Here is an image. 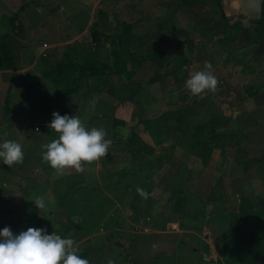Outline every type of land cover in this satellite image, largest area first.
I'll use <instances>...</instances> for the list:
<instances>
[{"label":"crops","instance_id":"1","mask_svg":"<svg viewBox=\"0 0 264 264\" xmlns=\"http://www.w3.org/2000/svg\"><path fill=\"white\" fill-rule=\"evenodd\" d=\"M1 1L11 4V0ZM181 1L50 0L41 5L60 6L51 18L53 33H55L54 38L59 37V39H55L54 42H48L45 39V42L41 41L37 46H31L26 42V33L18 34V31L21 32L22 28H24V32L26 29L24 24L21 26L19 23H15L16 14L10 17L5 15L1 18V24L7 23L6 20L9 22L8 26L4 25L3 28H0V41L8 44V52L10 53L3 60V68L0 69V143L7 140L16 141L22 145L24 152L23 161L28 164V161L32 162L35 159L34 164L36 166L33 167L31 172L34 173V179L36 181L40 180L41 184L38 187L36 184L30 186L32 193L29 196L35 194L36 197H43L46 201L49 196L47 192L52 190V186L49 185L50 178L48 179L47 177H53L51 175L53 169L48 163L44 166V169L40 168L43 161L42 154L45 151L43 145L58 138V135L47 127L52 121V99H54L55 104H59L66 102L69 98L72 99L78 94L83 96L87 92V96H85V104L87 106L83 107L84 113L81 117L87 116L88 111V114L95 115L96 80H100V91L106 95L107 99L119 103H116L118 107L116 106L114 116L118 120L123 119L130 102H135L142 97L150 103L147 107L155 108L152 102L165 104L167 100L169 101L170 94L177 96V100L173 101V111L180 108L183 104L204 101L205 105L196 109L195 117L215 115L222 119H230L221 128L228 127L231 131L248 136L243 141V146L248 152L247 171H243L234 164L233 158L227 157L228 155L226 156L224 150H214L206 167L202 166L200 159L191 154L186 155V158H183L182 161L177 160V162L193 179L197 176L201 178L205 175H210L218 165L222 170H219L222 174L220 176L223 177L224 174H230L227 180H235L238 183L236 189L229 188L228 193L236 194L238 199L240 197L250 198L252 204H254V199L257 202V198H260L259 203L262 207L256 208L253 206L254 211L261 210L264 213V47L259 43L252 24L253 21L260 18L264 0H219L221 9L229 20V28L226 34H221L222 21L219 20L211 22L204 27L200 26V20L204 16L198 17L195 13V7L182 6ZM91 3H93L92 10L89 11V8L82 9L83 6ZM71 4H76L79 8L70 13L68 6ZM30 5L32 4L30 3ZM33 5H36L35 2ZM56 15L59 16L58 23ZM8 18H12V21H9ZM129 25L132 28L126 39L130 38V42L123 46L126 52L132 55L138 52V47L141 48L144 54L155 51L161 55L162 66L156 67L153 62L147 60L134 64L133 56H131V60L126 65V71L130 74V77L126 76L123 80L113 75L102 78H87L81 81L76 94L63 98L54 97V88L44 79L43 75L56 68L57 64L62 60L65 51L73 49L79 55L97 52L100 60L112 65V50L118 48L117 45L112 43V37L118 35L123 27ZM38 26L44 27L46 25L38 24L35 28ZM6 27H9L8 31ZM55 29H59L58 32ZM245 29L248 30L247 33H244ZM185 40L187 44L183 46L182 53L181 46ZM43 44H46L45 48ZM205 61H209L212 64L214 74L219 81L216 91H205L199 96H194L190 92L186 93V91L182 93L181 90L186 89L184 85L186 80L189 79L190 73L203 70ZM155 71L160 75L161 82L150 85L148 81ZM162 86L166 89H161ZM42 88H44V91L47 90V93L51 96L49 100L52 101H49V108L46 113L41 109V99L44 95L41 94L40 98L39 94V98H36L37 91L42 92ZM134 88L135 94L132 91ZM123 90L124 92L126 90L124 96L121 95ZM8 94H10V100L6 111L5 100ZM181 95L183 96L181 97ZM109 110L114 111V108L110 107ZM76 111L79 112V109ZM65 112L70 116L69 112L72 111L66 110ZM37 129L39 131H36ZM148 134L150 135L148 137L136 135L146 145L152 147L155 152L158 145H163L161 144L163 141L157 143L152 139L149 132ZM249 149H252L254 153L250 154ZM151 155L146 158H134L131 155L130 157L131 161L135 160L141 165L142 163H147ZM36 162L41 164L38 165ZM118 162L119 160L116 157L112 159L111 155L110 157L102 158L94 165L86 164L85 172L82 174L76 173L74 170L71 174L63 176L56 174L58 180H60L61 186L59 185L57 189L61 188V198L69 199V189L72 187L70 181L72 182L73 179H76L75 182L78 183L79 178L90 175L93 169L95 175H92V177L95 180L97 176L98 182L102 184L101 179L98 177L100 175H96V165L102 171L109 167H115ZM193 164L196 167L195 169ZM198 164L199 167H197ZM156 167H160V164H157ZM8 168L0 160V171L3 172L2 174L0 173L1 180H7ZM162 168L163 166L157 170L159 175H156L155 179L151 178L150 183L145 177H142L144 183L142 180L137 183L139 188L148 193V197L151 195L152 198H156L158 194H168L159 184L161 177L166 175V173L160 174ZM230 169L235 172L232 170L231 173ZM173 172L176 173V170H173ZM126 175L127 172H124L119 174L118 178L115 177L112 180L114 183L113 187H108L107 190L103 189L101 185L100 192L102 191L104 195L113 198L112 195L116 194L115 191H118V189L121 191V183L123 179L128 177ZM176 177L180 180L182 176L177 175ZM80 181L83 182L77 184L78 188L90 186V183L85 182V180ZM116 182H119L120 185L117 186ZM4 183L3 181L0 182V205L3 204L1 203V198L5 197V189L2 188ZM42 184H45V186H42ZM92 184L95 186L94 182ZM133 186L132 180L127 182L124 193L126 195L130 193L134 198L140 197L137 190L134 191V188H132ZM41 187L44 193L37 194V192H40L39 188ZM96 190H94L93 194L95 197ZM248 192H251L252 195L248 196ZM107 204L108 207L105 209L103 206L101 207V204L97 205V202H94V204L88 203L87 205L82 203L80 210L77 209V213L80 211L83 216L77 218V220H73V217L69 216L71 210L62 209L60 213L65 212L64 219L58 221V225H51L55 227L54 231L56 234L62 238H72V230L77 232L80 238L75 239V241L77 242L76 246L79 248V255L87 258L90 264H104V260H107V263L109 260L115 261V256L111 257L112 259L109 256H104L103 247L109 244L115 247L120 235L135 234L136 244H138L139 248H142L143 243L147 241V236H141V233H146L148 230L150 232L154 231V234H157L158 237L163 233L158 228L160 225H147L144 231L137 235L139 233L130 231L139 229V225L117 227L116 225H110V222L106 223L107 220H112L108 218L110 216L108 214L116 212L125 216L131 213L133 207L130 204L122 208L116 200L113 201L114 205L110 204V202ZM34 205L33 203L31 204L33 213L47 214V209L39 212ZM63 207H68V205L65 204ZM156 211L154 204L151 208L147 206L142 213L150 214ZM96 213H101L100 215L107 214L108 217L104 218L103 216L102 219L97 217L98 220H96V216L93 218L92 216H87L89 214L96 215ZM121 220L118 219L120 223ZM96 225L103 227L96 230L97 228H94ZM105 225L108 228H104ZM173 226L177 227L176 225ZM206 226L208 233L212 231L208 225ZM61 228L65 229L61 231ZM54 231H50L49 234ZM181 232L180 234H183ZM227 241H216L210 236L202 241L195 239L193 242L196 246H199V243L200 247L207 245L206 251L208 253L204 254L203 250L197 251V248H194L197 252L189 257L186 264H216V258L220 260L221 264H226L223 261V245ZM131 243L129 242L127 246H131ZM184 244L186 243L182 244L181 240H178L177 243L174 242V246H176V250H174L177 251V248L184 246ZM257 244L264 246V236L257 239ZM217 248H219V251L221 250L220 255L217 253ZM134 251L139 254L137 255L139 257L140 254H143V252L139 253L137 248ZM253 254L252 261L255 264H264V253L261 250L257 253L254 249ZM155 257L159 258L160 256L156 255ZM231 257L226 256L228 260ZM160 262L159 260H154L153 263L149 264H161ZM140 263H143L142 259Z\"/></svg>","mask_w":264,"mask_h":264},{"label":"rangeland","instance_id":"2","mask_svg":"<svg viewBox=\"0 0 264 264\" xmlns=\"http://www.w3.org/2000/svg\"><path fill=\"white\" fill-rule=\"evenodd\" d=\"M48 1L50 0H11V4H7L1 1L0 20L5 15L7 17H10L11 15L16 14L15 23L17 22L21 26L22 24H24L26 29V31L24 32V28H22V31H18V34L26 33V42H28L31 46H37L39 42H45L46 40L48 42H54L55 39H59V37L54 38L55 33H53L51 18L53 13L57 12L60 6L41 5L42 3H47ZM196 1L197 5H193L192 7L196 8L195 13L198 15V17H202L205 15L208 16V13L212 12V5L210 3L211 0ZM34 2L36 5H33ZM30 3L32 5H30ZM68 8L71 13L72 11H76L79 7L76 4H71L70 6H68ZM83 8H89L90 11L93 9V3L83 6L82 9ZM213 8H215V5ZM58 15H56L57 23L59 21ZM6 22L7 23L2 24L0 22V28H3L4 25L8 26L9 22L7 20ZM38 24L46 26H38L37 28H35ZM6 30L8 31L9 27H6ZM55 30L58 32L59 29ZM100 89V80H96L95 115L88 114L89 111L87 110V116L81 117V115L84 113L83 107L87 106L85 104V96H87V92L83 96L82 94H78L72 97V99L69 98L70 100L68 99L66 100V102H61L59 104H55L54 99H52V110L53 112H59L62 116L66 114V110H71L72 112H69L70 116H78L89 130L93 127L105 129L108 133L107 138L112 140V146L109 149V155L106 157H110L112 155V159L116 157L119 162L115 167H109L102 171L99 170L98 165H96V175H100L98 177L101 179L102 184L98 182L99 180L97 176L95 180L92 177V175H95L94 169L92 170L90 175L82 176L83 178H79L77 181L79 183L81 182L80 180H85V182L90 183V186H86L84 188L82 186V188H78V183L75 182L76 179H73L72 182L70 181L72 187L69 189V199L61 198V188L57 189V187H59L60 185V180H58V176L56 175L57 173L53 170V173L51 174L53 177H47L48 179L50 178L49 185L52 186V190H50V192H47V195L49 196L45 201L47 205V210L45 209L47 211V214L36 212L33 213L31 211V204H35L34 199L37 197L35 196V194L29 196L32 193L30 190V186L36 184V186L38 187L41 184L40 180L36 181V179H34V173L31 172L33 167L36 166L34 164L35 159L32 162L28 161V164L25 161H22L21 165H13L7 170L8 173L6 181L5 179L1 180L0 177V182H5L2 187L5 189V197L1 198V203L3 204L0 205V230H2L4 227H10L14 234H19L21 231H26L28 228H47L49 234L50 231H54L55 229V227L51 225H58V221L64 219L65 212H63L64 215L63 213H60L62 209L71 210V214L69 213V216L73 217V220H77V218H81L83 216V213H81L80 211L77 213V209L80 210V206L82 203L83 205H87L88 203L94 204V202H97V205L101 204V207L103 206V208L106 209L108 207V202H110V204H113V201L116 200L122 208H124V206L126 205L131 204L134 207H132V210L129 208L131 210V213L125 216L116 212L108 214L110 215L109 217L107 214L100 215L101 213H96V215L89 214L87 216H92V218L96 216V220H98L97 217H101L100 219H102L103 216L104 218H111L112 220H107L106 223L110 222V225H116L117 227H121L122 225H139V229H133L130 231L133 233H139L137 235H140V233L144 231V228H146L147 225H160L158 226V228L159 230L161 229V232L163 233H161L159 237L157 236V234H154V231L150 232L148 230L146 233H141V236H147V241L143 243L142 248H139L137 246V240L134 238L135 234L129 233L127 236H125L124 234L123 236L120 235L119 240L116 241L115 247L112 244L103 247L104 256L106 255L110 258L113 256L116 257V260L112 261L113 264H149L153 263L154 260L161 261V264H186V261L189 260V257H191L192 254H196V252L200 249L203 250L204 254L208 253L206 251L207 245L200 247L199 243V246H196L193 242L195 239L202 241L206 239V237L210 236L213 237V239L216 241H225L221 238V230L218 227L217 222L213 223V230L209 231V233L207 232L208 229L206 223L207 219L212 215V210L216 208L236 210V208L242 203L241 200L237 198L236 194L228 193L229 188L236 189V186L238 185L237 181L235 182V180H227L230 174H224L223 177L220 176L222 175L220 172L222 170L217 165L214 172H211L210 175H205L201 178L197 176L193 179V177L189 173H186L181 165H179L177 162V160L182 161V159L186 158V155L188 156V154L194 155L193 153L187 151L188 142L186 141V139L177 133H175V135L160 134V137H162L161 142L163 141L161 144L163 145H158L155 149L154 154L150 156L148 162L142 163L141 165L135 160L131 161V157L127 149L126 143L130 135V129L133 130L134 134L140 136L148 137L150 136L148 132L152 136V133L154 134V129L151 128V130H149L147 125L152 127L151 124L155 123L161 115L169 111H173V101L175 102L177 100V96L174 94H170L169 101L167 100L165 104H162V102L158 101V103L152 102L153 107L155 108L147 107L150 103H148L147 100H144V98L138 97L139 99L137 101L129 103L130 105H128V109L123 119L119 120L122 123L114 124L113 119H116L114 116L116 106L118 107V105H116L117 102L107 99L106 95L103 94ZM184 91H186V93L189 92L188 89L181 90L182 93ZM124 93H126V90L125 92L123 90L121 95L124 96ZM39 94L40 98L41 94L44 95L41 99V109L44 113H46L48 112L50 101L49 98L51 96L47 93V90L44 91V88H42V92L37 91L36 98H39ZM182 96L183 95H181V97ZM185 101L187 100L185 99ZM110 107L114 108V111H110ZM78 109L79 112L76 111ZM51 116V118L53 119V115ZM200 117L205 116L200 115L196 120L202 119ZM156 133H158V130H156ZM224 151L226 153V156L228 155L227 157L232 158V155L229 151H227L228 153L226 152V150ZM249 151L250 154L254 153L252 149H249ZM114 153H116L117 156ZM36 163L38 165L42 163L40 168L43 169L47 164L44 163V161H42L41 163ZM157 164H160V167L163 166L162 172H160V174L166 173V175H163L161 177L162 179L160 181L162 183L160 186L165 191H167L168 194H158L156 198H152L150 195V197L144 199L141 196L134 198L130 193V195H126L124 193L125 185L130 180L133 181L134 186L132 188H134L135 191L139 187V184L137 183L142 180V177H145L149 183L151 178L155 179L156 175H159V171L157 172V170L160 168L156 167ZM197 167H199V164L197 165ZM195 168L196 167H194V169ZM173 170H176V173L173 172ZM232 170L233 169H230L231 173ZM124 172H127L126 176L128 177L126 179H123L121 183V191H119V189L117 188L118 191H115L116 194L112 195L113 198H109L108 196L104 195L102 191L100 192L101 185L103 189L106 190L108 189V187H113L114 183L112 180L115 177L118 178L119 174ZM0 173L2 174L3 172L0 171ZM177 175L182 176L180 180L178 179V177H176ZM142 181L144 183V180ZM93 182L95 183V186H93ZM116 185L118 186L120 185V183L116 182ZM42 186H45V184H42ZM175 186L176 188L179 187L182 192H184L185 200L183 204L174 205L173 202L168 201L171 195V189H174ZM95 189H97L96 197L93 196ZM39 190L40 192H37V194L44 193L42 187L39 188ZM248 193V196L252 195L251 192ZM246 199H248V201H251L250 198ZM259 199L260 198H257V202H255L256 199H254V204L250 202L252 206L256 208L262 207L260 206ZM65 204L68 205V207H63ZM154 204L157 210L156 212H151L150 214L142 213L147 206L151 208L154 206ZM118 219H122L121 223L118 221ZM263 222L264 213L261 210L260 212H258L257 216L250 215L238 219L236 229L231 233L232 235L230 236L231 241L223 245V261L226 264H255L253 261L248 260L249 258H252V253L255 249V244L251 243V241L255 240L257 242V239L259 237L264 236ZM173 225H176L177 227ZM102 227L103 226L96 225V227L94 228H97L96 230H98ZM105 227L108 228L107 225H105L104 228ZM64 229L61 228L60 230L62 231ZM180 232L183 234H180ZM72 235V239L74 240L80 238L78 233L73 230ZM178 240H181L182 244H186H184V246L182 247L177 248L178 250L175 251L176 246H174V242L177 243ZM129 242H132L131 246H127ZM106 244L108 243L106 242ZM136 248L139 250V253L143 252V254H140V257L137 256L139 254L135 253L134 251ZM194 248H197V251L194 250ZM220 251L219 248H217L218 255L221 254ZM156 255H159L160 257L157 258L155 257ZM227 255L232 257L228 260L226 258ZM141 259L143 263H140ZM216 259V264H221L220 260L218 258ZM104 264H108L107 260H104Z\"/></svg>","mask_w":264,"mask_h":264},{"label":"trees","instance_id":"3","mask_svg":"<svg viewBox=\"0 0 264 264\" xmlns=\"http://www.w3.org/2000/svg\"><path fill=\"white\" fill-rule=\"evenodd\" d=\"M196 3V4H195ZM212 12L205 15L200 26L204 27L211 22L216 20L222 21L221 34H226L229 28V20L224 15L221 9L219 0H211ZM182 6H193L197 5L196 0H182ZM215 5V8H213ZM15 16V15H13ZM12 21V18H8ZM253 31L257 35L259 43L264 47V1L262 4V10L260 18L253 21ZM131 25L123 27L121 32L112 37V43L117 45L118 48L112 50V65L107 62L100 60L98 53L91 52L89 54L79 55L77 51L69 49L63 53L62 60L57 64L56 68L50 71L48 74L43 75L44 79L47 80L54 88V97L63 98L76 94L79 90L80 83L82 80L87 78L96 77H108L117 76L119 79H124L126 76L130 77V74L126 71V65L133 56L134 64H139L144 60L153 62L156 67L162 66L161 55L155 51L142 53L141 48H137L136 53L130 55L124 49V45L130 42V38L126 39L127 34L131 30ZM248 30H244L247 33ZM187 44V41H183L181 46V52L183 53V46ZM8 52V44L0 41V69L3 68V60L6 59ZM149 84L160 83V75L157 71L153 73V76L149 79ZM161 86V84H160ZM165 90L166 88L161 87ZM135 94V88L132 90ZM9 97L5 100V109L8 110ZM205 105L204 101L199 103L193 102L191 104H183L180 108L175 111H169L161 115L155 123H152V127L147 125L148 129H154L152 133V139L160 143L163 135H175V133L181 135L188 142L187 151L193 153L198 159H200L202 166L206 167L211 159L214 150H227L232 155L234 163L240 167L243 171L248 170V152L243 146V141L248 138L247 135L238 134L231 131L228 127L224 129L221 126L224 123L230 121V119H222L219 116L212 115L210 117H200L202 119L196 120L197 117L196 109ZM114 124L122 123L118 119H113ZM158 130V133H156ZM129 138L127 140L129 154L134 158H146L154 152V149L146 145L133 130L130 129ZM253 161V159H252ZM162 182L160 181L159 184ZM184 192L175 186L171 189V195L169 202L176 204H183ZM241 205L236 210L214 209L212 215L207 219V225L213 230V223H218V227L221 230V238L230 242L231 233L235 231L236 224L239 218L247 217L250 215H256L260 211H254V207L248 201L246 197H240ZM227 224V225H226ZM255 244V252L264 253V246L257 244V242L251 241ZM254 254L252 253V256ZM241 256V255H240ZM252 261V258L248 259Z\"/></svg>","mask_w":264,"mask_h":264},{"label":"clouds","instance_id":"4","mask_svg":"<svg viewBox=\"0 0 264 264\" xmlns=\"http://www.w3.org/2000/svg\"><path fill=\"white\" fill-rule=\"evenodd\" d=\"M219 81L209 61L204 62L203 70L190 73L185 88L194 96L205 91L215 92ZM53 119L47 125L58 138L43 145L45 151L42 160L50 165L58 175L84 173L86 164L98 163L109 155L112 140L103 128L93 127L90 130L76 116L61 115L53 112ZM36 131H39L37 129ZM24 159L22 145L7 140L0 143V160L11 168ZM137 193L144 199L148 193L137 188ZM38 211L45 210L47 205L43 197L34 199ZM72 238H62L54 231L48 234L47 228H28L14 234L10 227L0 230V264H90L87 258L79 255V248ZM108 264H113L111 260Z\"/></svg>","mask_w":264,"mask_h":264},{"label":"built area","instance_id":"5","mask_svg":"<svg viewBox=\"0 0 264 264\" xmlns=\"http://www.w3.org/2000/svg\"><path fill=\"white\" fill-rule=\"evenodd\" d=\"M43 47L45 48L46 47V44H43Z\"/></svg>","mask_w":264,"mask_h":264}]
</instances>
